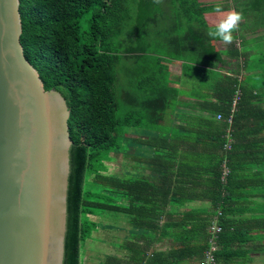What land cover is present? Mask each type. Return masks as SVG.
<instances>
[{"label":"trees","instance_id":"trees-1","mask_svg":"<svg viewBox=\"0 0 264 264\" xmlns=\"http://www.w3.org/2000/svg\"><path fill=\"white\" fill-rule=\"evenodd\" d=\"M207 1L19 0L24 56L69 110L63 264H88L91 218L109 213L129 229L117 246L123 256L99 264H200L206 253L213 264H248L259 249L264 51L250 62V52L263 47L243 31L264 25V0ZM218 3L245 17L234 33L239 46L234 40L223 51L205 18ZM164 14L168 32L157 23ZM225 57L243 61L228 72ZM167 60L182 62L191 101L177 102ZM120 68L129 79L122 90ZM117 155L131 172H109ZM192 202L207 207H187Z\"/></svg>","mask_w":264,"mask_h":264},{"label":"water","instance_id":"water-1","mask_svg":"<svg viewBox=\"0 0 264 264\" xmlns=\"http://www.w3.org/2000/svg\"><path fill=\"white\" fill-rule=\"evenodd\" d=\"M21 33L19 0H0V264H63L69 110L44 90Z\"/></svg>","mask_w":264,"mask_h":264},{"label":"crops","instance_id":"crops-1","mask_svg":"<svg viewBox=\"0 0 264 264\" xmlns=\"http://www.w3.org/2000/svg\"><path fill=\"white\" fill-rule=\"evenodd\" d=\"M218 13H215V15H206V20L209 26H215V24L219 21V17L217 15ZM262 26V25H259ZM253 31L251 33L248 31H243V36L245 38H251L253 35ZM258 35H263L264 30L263 28H258L257 33ZM235 44L239 46V40H235ZM214 46L218 50H225L226 45L222 43L221 41H216L214 43ZM264 51V48L261 49H255L250 52L254 53L251 54L249 57V61H255L259 58L260 53ZM259 52V53H258ZM259 55H258V54ZM228 65L223 67L225 71H230L233 66H237L238 64H241L243 61V58H224ZM168 72H169V79H170V86L178 88L181 92V96L178 97L177 102H189L193 98L189 97L188 95L184 96L183 94L185 92H188V88L190 84L185 81V78L182 73H184V70L182 69V62L181 61H166ZM218 70V69H217ZM175 72V73H173ZM189 70H187V73ZM241 75H245L244 73H241ZM191 87V86H190ZM191 91V90H190ZM189 91V92H190ZM167 123V122H165ZM163 123V126H167V124ZM128 166L131 168V165L128 164ZM132 169V168H131ZM187 207H207L205 202H192L187 205ZM93 222L96 223V228L91 234V237L86 240V242L83 244V249L85 251L84 254V260L88 264H99V262L107 255H117V256H123V252L121 253L117 246L122 243V241L125 240L127 233H128V226L125 223V219H123L121 216H116L111 213L107 215H100V216H94L91 218ZM259 235L257 234L256 237ZM259 244V249L256 251H252L251 255H249L250 262L248 264H264V234L259 238L257 241ZM259 250V251H258ZM239 262L238 264H240Z\"/></svg>","mask_w":264,"mask_h":264},{"label":"rangeland","instance_id":"rangeland-1","mask_svg":"<svg viewBox=\"0 0 264 264\" xmlns=\"http://www.w3.org/2000/svg\"><path fill=\"white\" fill-rule=\"evenodd\" d=\"M216 3V2H221V3H223V4H226V0H208L207 2H205V3H210V4H212V3ZM153 8H157V7H153ZM231 8H229V9H224V11L226 12L227 10H230ZM149 13H151L150 11H149ZM150 14H148L147 15V19H146V21H145V24H147V22H148V20L149 19H151V17L149 16ZM166 15L167 14H164V15H162L160 18H159V20H158V26H159V28H165L166 29V31L168 32L169 31V21H168V19L166 18ZM218 15V17H219V19H221V14L220 13H218L217 14ZM252 21V20H251ZM246 22H248V21H245V23ZM259 27V25H257V26H255L254 28H252L253 30L252 31H255V30H257V28ZM260 29H262L263 28V30H264V25L262 24V26L261 27H259ZM82 30L83 31H85L86 30V25H83L82 26ZM163 33V36L165 35V33L164 32H162ZM161 33V34H162ZM165 38V37H164ZM164 38L162 37V41L164 40ZM159 39H160V37H159ZM249 39H251L252 40V42L253 43H255V45H257V46H260V47H263L264 48V37H262V35H258V34H256V33H253V35H252V37L251 38H249ZM251 54H254V53H251ZM130 64V63H129ZM252 64H254V63H252ZM117 72H118V77H119V89H126V87H127V84H129V79H128V76H127V74L125 73L126 71L124 70V69H122V68H120V69H118L117 70ZM173 73H175V72H173ZM191 90V87L189 86V88H188V92H185V93H189V91ZM184 96H186V94H183ZM187 97V96H186ZM169 116L168 115H165L164 116V121H168L169 120ZM114 157V160H113V162L112 163H110V164H108V168H109V172H117V173H119V172H121V173H124V172H127L128 173V171L129 172H131L130 170H127V166H125L124 164V162H123V160L121 159V157L119 156V155H117V156H113ZM133 170V169H132Z\"/></svg>","mask_w":264,"mask_h":264},{"label":"clouds","instance_id":"clouds-1","mask_svg":"<svg viewBox=\"0 0 264 264\" xmlns=\"http://www.w3.org/2000/svg\"><path fill=\"white\" fill-rule=\"evenodd\" d=\"M153 2L159 5L162 0H153ZM214 11L221 14V19L215 24L214 28L208 30V36L219 39L225 45H231L235 40L234 33L239 31L245 19L244 14L235 9L225 12L223 5L219 3L214 6Z\"/></svg>","mask_w":264,"mask_h":264},{"label":"built area","instance_id":"built-area-1","mask_svg":"<svg viewBox=\"0 0 264 264\" xmlns=\"http://www.w3.org/2000/svg\"><path fill=\"white\" fill-rule=\"evenodd\" d=\"M216 119L220 120L221 116L217 115ZM227 122H230V118L227 120ZM226 147L229 148V146H226ZM210 230H211L212 233H218L220 231V228H218L216 226H212ZM213 262H214L213 256L210 253H206L205 254V259L203 261H201L200 264H213Z\"/></svg>","mask_w":264,"mask_h":264}]
</instances>
